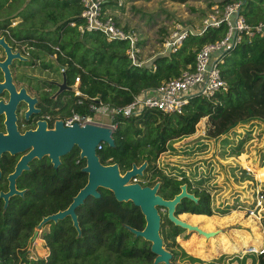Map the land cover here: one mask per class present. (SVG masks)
I'll return each instance as SVG.
<instances>
[{"label": "trees", "instance_id": "1", "mask_svg": "<svg viewBox=\"0 0 264 264\" xmlns=\"http://www.w3.org/2000/svg\"><path fill=\"white\" fill-rule=\"evenodd\" d=\"M33 1H40V4L24 11L17 8L20 0H0V14L5 12L0 18V26L18 21L10 28L13 34L23 33L35 39L36 48L55 53L56 61L67 66L65 73L69 83L79 75L81 93L99 95L111 105H124L142 89L153 90L162 80L179 75L183 69H192L196 50L202 44L218 39L225 31L222 24L208 28L200 35H189L175 52H163L137 66L125 54V41H106L99 32L81 33L69 25L70 21L81 22L78 0ZM168 1L184 4L188 0ZM231 1L216 0L215 3L222 7ZM10 9L13 13L6 14ZM241 13L248 23L264 20V0H242ZM53 47H58L59 51L55 52ZM219 70L226 82V90L215 93L210 99L193 96L179 114L144 110L128 118L114 117V146L101 144V149L97 150L100 162L116 163L122 173L132 163L139 165L146 161L142 175L149 176L143 185L159 182L157 193L165 199L178 193L182 183H187L190 190L186 177H169L154 166L157 157L171 146V141L192 134L204 116H207L208 123L206 134L212 138L247 120L264 121V40L256 36L226 52ZM73 107L80 111L75 104ZM78 153L74 146L61 157L56 168L47 158H42L41 162L33 160L30 169L20 176L18 182L21 187L29 188L27 197L31 198L32 204L21 200L19 205H13L17 214L0 216V264H152L154 254L149 249L150 243L135 237L123 225L143 228L145 221L139 208L129 201H117L109 190L103 188H98V198L88 196L76 207L79 236L69 217L50 221L41 232L47 255L29 256L25 245L34 226L42 216L66 208L86 182V173L80 170L85 161ZM192 190L197 202L181 199L175 207V214L192 213V221L201 219L202 224L189 223L207 230L211 223L206 215L212 213L209 195L203 190ZM39 201L40 204H35ZM18 210L28 211V215H18ZM184 215L180 214L179 218ZM160 216L159 234L165 249L171 253V263L176 264L177 256L183 251L174 250L172 246L177 245L174 238L182 228L171 223L165 212ZM254 239L259 243V236ZM238 245L231 249H238ZM188 257L194 260L192 256ZM256 264H264V251L257 255Z\"/></svg>", "mask_w": 264, "mask_h": 264}, {"label": "rangeland", "instance_id": "2", "mask_svg": "<svg viewBox=\"0 0 264 264\" xmlns=\"http://www.w3.org/2000/svg\"><path fill=\"white\" fill-rule=\"evenodd\" d=\"M215 2L190 0L178 4L168 0H123L122 6L116 7L111 3L108 6L118 16L116 19L120 25L138 32L141 38L140 56L145 60L149 56L163 54L161 42L176 21L184 26H199ZM36 3L40 4V1L20 0L17 8L25 11L35 7ZM12 10L6 14L11 15ZM2 14L0 18L5 12ZM40 56L48 58L44 50ZM50 59L56 66L55 60ZM54 66L52 70L55 71ZM44 76L50 78L48 73ZM52 76L58 77L57 72ZM100 120L102 123L108 121L106 117ZM200 126L197 123L192 134L171 141L168 150L162 152L154 162L155 168L169 177H186L191 192L196 188L208 193L212 213L206 216L211 228L203 230H219L215 236L205 238L182 228L174 238L177 245L172 246L174 250L183 251L182 255L177 256L176 264H256L257 254L245 253L244 250L248 245L257 244L256 236L260 240L263 237L260 232L264 216L261 214L260 223L258 211L254 210L251 215L248 209L253 208L256 191H264V121H244L217 138L207 136L208 128L204 135L200 134ZM148 176L141 175L139 178L148 180ZM163 212L159 210V214ZM182 219L194 222L188 212ZM194 223L201 225L202 220ZM236 245L238 249H231ZM163 246L166 248V245ZM28 254L33 258L44 257L47 248L38 240L34 247L28 249Z\"/></svg>", "mask_w": 264, "mask_h": 264}, {"label": "built area", "instance_id": "3", "mask_svg": "<svg viewBox=\"0 0 264 264\" xmlns=\"http://www.w3.org/2000/svg\"><path fill=\"white\" fill-rule=\"evenodd\" d=\"M78 3L81 22L76 24L74 21H70V26H75L81 33L99 32L106 41H125L127 43L125 54L131 63L139 66L144 62L140 56L141 38L138 32L120 25L114 12L109 10V3L119 7L122 6L123 0H78ZM241 7L242 0L227 2L222 7L215 4L201 19L199 26H184L176 21L161 42L162 52H175L182 46L186 37L194 34L200 35L208 28H217L223 24L225 31L218 39L202 44L196 50L192 69H183L179 75L162 80L153 90L142 89L124 105H111L101 99L99 95L88 96L81 93L79 75H76L71 86L73 95L76 97L74 104L80 107V111L74 109L64 119L65 125L94 123L109 126L113 130L116 125L112 122L114 117L128 118L138 115L144 110H157L164 114H179L193 96L210 99L215 93L226 90V82L222 79L219 70L222 56L238 44L249 41L253 37L257 36L264 40V20L248 23L241 13ZM14 23L11 22V25ZM53 48L55 52L59 51L58 47ZM101 117H106L108 121L102 123ZM198 124L201 125L200 134L204 135L208 126L207 116L202 117ZM101 144L103 143L100 142L97 145V150L101 149ZM143 181L145 183L147 179L141 180L139 176L130 180V182H140L141 184ZM253 203V208L248 209V212L253 215L254 210H257V218L261 223V214L264 216V191H256ZM263 224L260 232L263 237L259 243L248 245L244 250L245 253L254 252L259 255L264 251Z\"/></svg>", "mask_w": 264, "mask_h": 264}, {"label": "water", "instance_id": "4", "mask_svg": "<svg viewBox=\"0 0 264 264\" xmlns=\"http://www.w3.org/2000/svg\"><path fill=\"white\" fill-rule=\"evenodd\" d=\"M60 85L63 86V83ZM100 142L110 147L114 146L112 130L109 126L94 123L84 125L72 123L69 126H62L61 122L57 121L52 130L45 131L41 126L40 129L35 131H26L21 136H14L10 152L27 151L16 163L14 172L10 176V191L1 195L6 199L8 195L17 193L13 186L14 178L22 170L28 169V161L46 156L52 167L56 168L61 163L60 158L75 146L79 151V158L85 161L80 170L86 173V182L72 197L66 208L44 216L37 224V228L50 221L57 222L69 217L77 236H79L80 228L75 209L88 196L98 198L100 196L98 188H103L109 190L117 201H129L139 208L145 221L143 228L135 229L123 225L135 237L139 236L150 243L149 249L154 254L152 264H172L171 253L164 248L162 237L159 234L161 220L159 210H165L166 217L171 223L187 231L196 232L205 238L218 234L219 230H203L174 214L175 207L181 199L187 198L195 203L197 202V197L186 190L185 183L179 186V192L174 194L172 198L165 199L157 193L159 182H155L151 186L143 185L140 182H130L132 178L143 174V170L147 165L146 161L139 165L132 163L129 169L121 173L116 163L103 164L100 162L96 148Z\"/></svg>", "mask_w": 264, "mask_h": 264}, {"label": "flooded vegetation", "instance_id": "5", "mask_svg": "<svg viewBox=\"0 0 264 264\" xmlns=\"http://www.w3.org/2000/svg\"><path fill=\"white\" fill-rule=\"evenodd\" d=\"M12 22L15 23L0 26V216L17 214V208L13 205H19L21 200L28 201V205L32 204L31 198L27 197L29 188L21 187L18 180L24 171L30 169L31 161L41 162L42 158H47L42 156L28 161V169L22 170L14 178L13 186L17 193L10 194L5 199L1 194H7L10 191V176L14 172L16 163L27 151L11 153L12 138L21 136L26 131L40 129L41 126L45 131L52 130L57 121H60L62 126H67L64 119L74 110L75 99L72 83L68 82L65 73L67 66L59 64L56 56L47 51L45 53L48 58L43 59L40 56L43 50L35 47L34 38L27 37L23 33L13 34L11 32L10 28H13L18 21ZM50 58L55 60L56 66L52 64ZM53 66L58 75L56 78L52 76L56 73L52 70ZM34 68H36L34 71H30ZM45 73H48L51 79L46 78ZM62 83L63 86L60 85ZM48 161L50 163L49 159ZM185 184L186 190L194 195L188 190L187 183ZM38 198L37 196L36 199ZM35 204H40V201ZM23 212L18 210V215H28V211ZM182 213L175 214L174 212L178 217ZM37 224L26 242V250L34 247L38 240L43 244L41 232L47 223L40 228H37Z\"/></svg>", "mask_w": 264, "mask_h": 264}, {"label": "crops", "instance_id": "6", "mask_svg": "<svg viewBox=\"0 0 264 264\" xmlns=\"http://www.w3.org/2000/svg\"><path fill=\"white\" fill-rule=\"evenodd\" d=\"M190 0H188L187 2H189ZM117 17V19H118V16H116ZM151 57H153V56H149L148 58H146L145 60H144V62L145 61H147V60H149ZM210 229V228H209ZM246 258H248V257H246Z\"/></svg>", "mask_w": 264, "mask_h": 264}]
</instances>
